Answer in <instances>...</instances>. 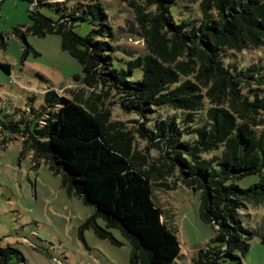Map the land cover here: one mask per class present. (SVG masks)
Returning <instances> with one entry per match:
<instances>
[{
  "label": "trees",
  "instance_id": "1",
  "mask_svg": "<svg viewBox=\"0 0 264 264\" xmlns=\"http://www.w3.org/2000/svg\"><path fill=\"white\" fill-rule=\"evenodd\" d=\"M28 1L30 24L11 30L24 44L22 58L33 51L27 34L59 35L81 66L75 78L122 94L121 105L136 115L133 130L157 155L148 159V147L138 149L132 130L106 111L53 90L38 109L0 119V132L20 139L69 195L94 207L86 223L97 234L121 232L131 264H172L179 256L153 199L154 185L171 189L179 180L198 192L199 217L215 230L191 264H242L255 235L264 244V223L247 228L239 212L264 199V0H122L132 11L125 24L133 22L142 40L127 48L117 43L123 27L110 23L100 0L70 8L65 0ZM46 4L62 11L57 19L38 10ZM76 21L88 24L85 34L74 31ZM0 67L9 73L7 63ZM253 174L258 180L247 187L237 183ZM24 260L18 249L0 247V264Z\"/></svg>",
  "mask_w": 264,
  "mask_h": 264
},
{
  "label": "rangeland",
  "instance_id": "2",
  "mask_svg": "<svg viewBox=\"0 0 264 264\" xmlns=\"http://www.w3.org/2000/svg\"><path fill=\"white\" fill-rule=\"evenodd\" d=\"M140 2L141 0H137ZM76 0H65L68 8ZM110 15V23L122 26L120 48L140 45L132 11L122 0H100ZM28 0H0V62L9 65V73L0 67V119L10 121L23 111L38 109L47 90L58 96L75 98L91 111L108 113L132 130L133 143L138 149L145 146L148 159L157 155L151 143L133 130L136 115L121 105L120 95L113 87L99 80L91 85L75 77L81 73L78 61L60 46L57 34L26 35L32 50L23 55V42L11 33L17 25H29ZM43 14L57 19L62 13L49 5L38 6ZM74 31L85 34L89 26L76 21ZM4 42V43H2ZM118 51L117 56H120ZM247 55L256 56L248 50ZM8 131L0 132V247L12 246L20 251V264H131L130 244L118 229L103 228L109 234H97L87 219L94 207L83 203L76 195H69L59 175H54L43 160L35 161L29 151L23 150L20 139H12ZM174 178V176H172ZM171 179V177H167ZM176 180V178H175ZM256 175H247L237 181L247 187L257 181ZM167 181V180H166ZM153 199L162 209V219L173 229L179 241L180 253L172 264H191V258L211 243L215 230L199 217V195L191 187L175 181L166 189L153 186ZM247 228L256 229L264 223V199L247 203L239 209ZM242 264H264V244L255 235L249 250L241 257Z\"/></svg>",
  "mask_w": 264,
  "mask_h": 264
}]
</instances>
